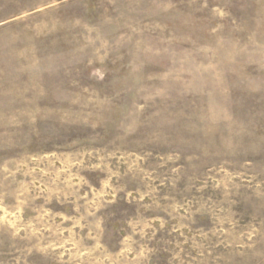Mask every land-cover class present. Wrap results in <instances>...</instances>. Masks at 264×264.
I'll return each instance as SVG.
<instances>
[{
    "label": "rangeland",
    "instance_id": "374dc122",
    "mask_svg": "<svg viewBox=\"0 0 264 264\" xmlns=\"http://www.w3.org/2000/svg\"><path fill=\"white\" fill-rule=\"evenodd\" d=\"M0 264H264V0H0Z\"/></svg>",
    "mask_w": 264,
    "mask_h": 264
}]
</instances>
